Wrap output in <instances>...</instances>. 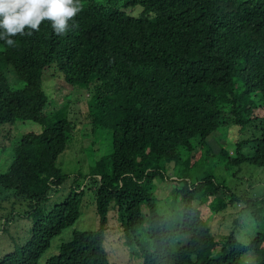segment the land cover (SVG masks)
<instances>
[{"label": "trees", "instance_id": "16d2710c", "mask_svg": "<svg viewBox=\"0 0 264 264\" xmlns=\"http://www.w3.org/2000/svg\"><path fill=\"white\" fill-rule=\"evenodd\" d=\"M79 3L63 35L44 21L30 35L13 37V46L0 40V129L17 121L37 127L0 136L11 142L0 190L27 199L32 218L26 237H11L13 248L0 264H39L51 241L78 219L86 192L99 228L73 231L45 264H113L103 246L111 208L130 264H264V194L237 195L213 175L192 180L198 161L192 151L209 148L207 138L221 126L252 124L259 135L240 141L232 158L220 147L219 159L264 168V0ZM8 69L21 88L11 87ZM58 74L91 88L90 129L81 135L106 142L89 173L80 183L75 177L64 199L46 209L48 192L68 178L57 160L75 129L63 108L47 111L42 85ZM169 164L185 177L173 179L164 210L153 193L156 179L167 180ZM194 201L208 202L214 213L242 203L253 234L238 237V216L228 234L215 238Z\"/></svg>", "mask_w": 264, "mask_h": 264}, {"label": "rangeland", "instance_id": "374dc122", "mask_svg": "<svg viewBox=\"0 0 264 264\" xmlns=\"http://www.w3.org/2000/svg\"><path fill=\"white\" fill-rule=\"evenodd\" d=\"M138 12L139 9H134L130 13L136 15ZM11 71L12 69H8L6 73V76L12 75L13 77V81L10 78L8 79L9 84L14 89L21 88L23 83L18 81ZM50 73L52 74L53 71H50ZM44 88L50 90L46 92L49 101L47 111L51 113L59 107L63 108L66 119L75 126L72 144L67 146L68 148L59 155L57 160V166L63 173L68 175V178L59 187L48 192V199L43 206L49 209L61 202L69 193L75 177L77 178L76 181L80 183L82 176L89 173L94 161L104 155V143L106 141L104 142L105 137L103 136L96 138L94 135H81L83 129H90L88 121L91 118L89 116V102L93 95L91 88L69 86L59 74L52 81L44 84ZM28 126L32 130H36L37 128L36 125L30 122L21 123L17 121L12 126L1 128L0 136L10 132V138L18 137ZM258 135L259 129L252 124L245 130H241L238 126L233 125L229 128H225L224 126L219 127L207 138L209 148H205L198 153L197 150L192 151V154H194L193 160H198L193 168L194 174L192 175V180L195 181V179L213 175L218 182L231 188L237 195L255 198L264 194V168H258L247 163L239 166H229L224 160L218 158L220 147L225 148L228 151V155L232 158L235 156V146L240 141ZM0 142L4 143L0 147V172H4L9 166L11 142L7 143L1 137ZM206 152H208L207 156L205 155ZM241 153H243L242 147L239 149V154ZM201 156L202 158L199 159ZM179 167L169 164L166 173L167 180H155L156 189L153 196L157 203L163 206L164 210V203L171 196L175 186L172 182L173 179L177 176H184ZM195 172L197 175H195ZM194 205H198L202 217L209 223L211 231L217 239L222 235L228 234L234 221L238 220V216H240L238 224L243 225V228L237 234L238 237L244 241L254 232L253 221L248 214H245L246 211L241 209L242 203L235 204L218 213H214L210 209L208 202L199 204L194 201ZM27 211H29V201L27 199L18 198L10 192L0 190V255L5 254L13 248L12 236L18 234V240L27 236V231L32 226V218L30 215H26ZM80 212L76 222L65 228L59 236L51 241L49 248L39 260V264H45L48 257L57 254L59 245L68 241L73 231H93L99 228L100 219L96 213L91 192H86L80 206ZM245 227L247 228L245 229ZM104 235L103 246L107 252L109 261L115 264H130V256L126 253V249L123 246L122 233L118 228L117 211L115 208H111L108 211Z\"/></svg>", "mask_w": 264, "mask_h": 264}, {"label": "clouds", "instance_id": "9594fccd", "mask_svg": "<svg viewBox=\"0 0 264 264\" xmlns=\"http://www.w3.org/2000/svg\"><path fill=\"white\" fill-rule=\"evenodd\" d=\"M80 7L79 0H0V40L13 46V37L17 34L24 35L26 31L30 35L44 21L49 23L54 33L63 35L72 26L70 21L80 11ZM42 88L45 93L50 91L44 85Z\"/></svg>", "mask_w": 264, "mask_h": 264}]
</instances>
